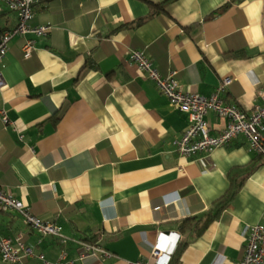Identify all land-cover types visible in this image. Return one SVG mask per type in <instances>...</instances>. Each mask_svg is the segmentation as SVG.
<instances>
[{
  "label": "crops",
  "instance_id": "0c3cea01",
  "mask_svg": "<svg viewBox=\"0 0 264 264\" xmlns=\"http://www.w3.org/2000/svg\"><path fill=\"white\" fill-rule=\"evenodd\" d=\"M16 22L0 5V26ZM28 23L50 29L8 42L0 187L69 241L40 237L18 211L1 208L0 236L20 238L50 263L150 262L155 245L164 264L242 259L249 227L264 223V155L238 136L210 153L180 156L173 141L188 115L130 53L142 51L163 77L176 71L184 92L209 96L230 77L222 98L251 112L264 88V0H33ZM206 119L213 135L225 125L212 112ZM194 216L210 219L198 225ZM78 240L108 255L79 259ZM0 264L11 263L0 257Z\"/></svg>",
  "mask_w": 264,
  "mask_h": 264
},
{
  "label": "built area",
  "instance_id": "2783aa9c",
  "mask_svg": "<svg viewBox=\"0 0 264 264\" xmlns=\"http://www.w3.org/2000/svg\"><path fill=\"white\" fill-rule=\"evenodd\" d=\"M14 12L17 18L15 26L0 32V85L2 84L1 69L4 66V57L8 50V42L14 36L24 37L26 34L44 35L49 25L32 26L28 22L33 16V0H0V5ZM32 40L25 39L22 51L25 57L30 55ZM130 60L135 62L141 71L155 82L159 91L165 95L170 104L179 111L188 115V124L178 139L173 141L176 152L184 158H194L199 152L210 153L215 148L229 145L238 136H242L249 152L255 155H264V88L257 91V103L251 112H247L235 104L226 102L222 98L226 87L231 82L230 77L222 79L215 91L209 95L193 92H184L175 78L176 71H170L162 76L146 55L139 50L130 53ZM212 112L225 120L221 131L213 135L206 115ZM4 123H10L15 129L14 122L9 121L4 111H1ZM20 140L22 135H19ZM0 208L4 211L15 210L20 213L25 223L38 232L40 237L53 236L62 245L69 239L61 233V226L51 221L42 220L35 216L25 204L12 194L0 187ZM80 249L79 259L87 256L99 257L108 255V252L93 243L78 240ZM161 249L155 245L151 251V261H134L129 264H164ZM0 257L11 264H24L25 258H35L42 264H73V261L50 263L42 252H35L33 248L20 238L0 236ZM167 264V260H165ZM234 264H264V223H256L249 227L244 245L242 259Z\"/></svg>",
  "mask_w": 264,
  "mask_h": 264
},
{
  "label": "trees",
  "instance_id": "16d2710c",
  "mask_svg": "<svg viewBox=\"0 0 264 264\" xmlns=\"http://www.w3.org/2000/svg\"><path fill=\"white\" fill-rule=\"evenodd\" d=\"M9 11V10H8ZM6 30V29H5ZM4 31V29L0 26V32ZM229 195H226L224 197H222L221 199H219L216 203H214V208H213V214H212V218H214L216 216V214L222 209V207L224 206V204L226 203L227 201V197ZM192 219H194L196 221V223H198V225L200 223H203V221H206L208 222V220L210 219V217L208 218H204V217H200V216H194L192 217ZM204 219V220H203ZM201 225V224H200ZM182 247V246H181ZM181 247L179 248V250L176 251V253L174 254L173 258H172V261L174 260H177L178 259V256H179V252H180V249ZM174 259V260H173Z\"/></svg>",
  "mask_w": 264,
  "mask_h": 264
}]
</instances>
